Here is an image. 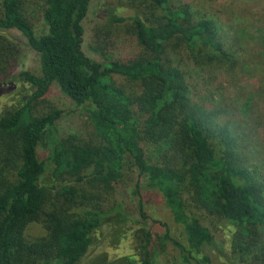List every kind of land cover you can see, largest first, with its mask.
<instances>
[{"label": "trees", "instance_id": "1", "mask_svg": "<svg viewBox=\"0 0 264 264\" xmlns=\"http://www.w3.org/2000/svg\"><path fill=\"white\" fill-rule=\"evenodd\" d=\"M40 1L47 30L37 34L28 0H0V94L16 79L30 88L0 113V264H80L105 223L129 220L119 184L136 172L141 217H148L143 188H153L172 225L157 234L143 221L134 231L139 255L117 264H158L159 255L212 264L205 247L216 246L215 235L190 205L232 229V264H264V185L245 154L256 144L246 130L263 126L259 87L248 89L257 73L244 77L249 96L234 98L233 109L220 100L221 85L197 90L188 68L174 61L230 74L246 62L237 44L220 39L214 21L187 2L109 0L96 14L93 59L83 48L92 0ZM13 29L39 54V72L12 74L22 52ZM122 80L139 82L140 91L129 92ZM55 84L87 115L93 137L57 135L63 111L49 101L39 108ZM47 139L52 182H44L48 159L38 152ZM37 221L45 233L30 239Z\"/></svg>", "mask_w": 264, "mask_h": 264}, {"label": "rangeland", "instance_id": "2", "mask_svg": "<svg viewBox=\"0 0 264 264\" xmlns=\"http://www.w3.org/2000/svg\"><path fill=\"white\" fill-rule=\"evenodd\" d=\"M108 1L109 0H92L88 17L84 21L85 34L83 48L88 56L93 59H98V56L90 48L92 29L96 25V14L98 10ZM175 1L187 2L192 7L197 17H205L214 21L215 25L219 28V38L223 41L226 40L236 43L238 53L243 57L246 55V62L239 63L237 68L230 74L220 72L223 73L220 76L208 75L193 62L189 61L188 58H180L177 56L174 58L175 64L183 68H188L192 76L193 84L197 90L203 87V84L211 90L217 89L219 88L218 86L221 85L223 87L221 90L223 97L220 100H223L225 106H231L233 109L236 105V103L232 102L234 98L242 99L249 96V91L248 93L244 91L247 85L244 77H248V74L253 73V75H255L257 73L254 79L248 83V85H253V88L248 89L254 90V85L259 87L257 97L259 98L260 96L262 103L261 106L259 105V109H262L264 112V0ZM28 4V11L34 21L37 34L46 32L47 26L44 23L40 11V9H42V2L40 0H28ZM9 33L14 35L22 46L21 56L13 67L12 74H17L22 70L39 72L41 69L39 54L29 45L24 34L17 29H13ZM255 61L256 63H254ZM121 82L126 83V88L129 92H139L141 89L139 82L123 80ZM29 92L30 88L28 85L19 82L17 79L14 83L4 84V89L0 94V113L22 102L23 98ZM225 93H229L230 96H226ZM205 95L206 94H202L199 96H201V99L205 98L208 105L217 103L214 101L216 100L215 97L213 99L211 98V100L206 98ZM217 100H219L218 96ZM48 101L50 104L63 111L60 118L56 121V132L58 136L66 137L72 134L85 138L94 136L93 126L87 115L81 108H75L72 101L62 93L57 84L54 85L50 95L47 97V101L42 104L43 107L39 108L44 109ZM256 102L254 103L256 104ZM262 115L263 126L253 131L246 130V132H250L256 144L250 149V152L245 151V154L248 155L250 167L258 171V181L262 182L264 185V114ZM46 142L38 148L39 155L42 159L48 157L49 147L52 143L51 139H47ZM154 150V148L151 149V154L157 159L161 156V153L159 150L155 152ZM52 173L53 166L48 159L44 182L53 181ZM137 179L138 172H136L135 175H128L127 179L119 184V190L124 194L125 202L130 207L131 214L129 220L119 224L116 223V221L105 223L100 228V232L96 235L93 244L80 264H117V262L126 255H134L137 257L139 253L134 247V231L141 226L143 221L147 223L146 227H152L157 234L163 232V225L165 223L172 225L169 212L163 203L161 195L153 188H143L144 207L148 217H141L140 209L137 204L138 201L133 194ZM189 210L199 213L203 218L204 224L208 226L215 235L216 246L205 247V252L211 255L212 264H232L230 260L235 262L237 256L232 253V229L228 227V225L216 221V218L211 217L207 213L198 211L191 205L189 206ZM119 230H122L126 236L123 237V234ZM44 233L45 229L42 223L37 221L30 225L27 235L30 239H33L42 236ZM127 233H129L128 237ZM170 258L168 259L167 256L159 255L158 264H174Z\"/></svg>", "mask_w": 264, "mask_h": 264}]
</instances>
